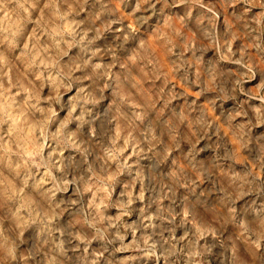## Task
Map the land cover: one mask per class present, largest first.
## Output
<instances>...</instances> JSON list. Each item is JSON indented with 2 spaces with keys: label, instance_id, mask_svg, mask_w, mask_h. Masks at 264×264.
<instances>
[{
  "label": "clouds",
  "instance_id": "clouds-1",
  "mask_svg": "<svg viewBox=\"0 0 264 264\" xmlns=\"http://www.w3.org/2000/svg\"><path fill=\"white\" fill-rule=\"evenodd\" d=\"M0 264H264V0H0Z\"/></svg>",
  "mask_w": 264,
  "mask_h": 264
}]
</instances>
